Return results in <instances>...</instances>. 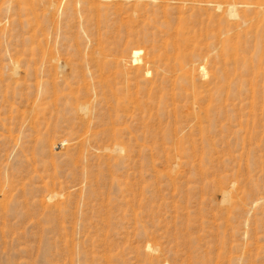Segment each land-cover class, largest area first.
<instances>
[{
	"label": "rangeland",
	"instance_id": "rangeland-1",
	"mask_svg": "<svg viewBox=\"0 0 264 264\" xmlns=\"http://www.w3.org/2000/svg\"><path fill=\"white\" fill-rule=\"evenodd\" d=\"M256 4L0 0V264H264Z\"/></svg>",
	"mask_w": 264,
	"mask_h": 264
},
{
	"label": "bare ground",
	"instance_id": "bare-ground-1",
	"mask_svg": "<svg viewBox=\"0 0 264 264\" xmlns=\"http://www.w3.org/2000/svg\"><path fill=\"white\" fill-rule=\"evenodd\" d=\"M248 5V4H247ZM249 5H251V4H249ZM225 6V5H224ZM223 6V7H224ZM253 7V6H252ZM257 9H255V10H262V12L264 13V5L262 4H259V5H257L256 4V6H255ZM226 8V7H225ZM218 9H221V6H218ZM252 9H254V8H252ZM237 10V9H236ZM227 11H228V13H229V15L231 16V17H234V16H236V13H235V6L233 5V3H232V5L231 4H229V5H227ZM238 13V12H237ZM244 16V15H243ZM229 17V16H228ZM243 20V19H242ZM129 54H130V61L133 63V65H142V59L140 58V54H141V52H140V50H136V49H130V52H129ZM147 65L148 63H144V65ZM147 67V66H146ZM180 68V67H179ZM184 70V69H183ZM149 74V72L147 71V75ZM222 200H223V202L224 203H229V199H228V197H227V194L226 193H224L223 194V196H222Z\"/></svg>",
	"mask_w": 264,
	"mask_h": 264
}]
</instances>
